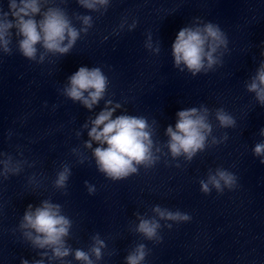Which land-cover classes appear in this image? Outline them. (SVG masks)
I'll list each match as a JSON object with an SVG mask.
<instances>
[{
	"label": "clouds",
	"instance_id": "9594fccd",
	"mask_svg": "<svg viewBox=\"0 0 264 264\" xmlns=\"http://www.w3.org/2000/svg\"><path fill=\"white\" fill-rule=\"evenodd\" d=\"M76 2L90 11H99L97 5L102 6L106 11L109 5V0H76ZM8 9L4 11L0 7V43L3 44L4 52L10 54L9 45L15 34L20 54L29 60L36 58L37 45L53 54L69 53L80 38L81 31L87 33L92 27L90 15L77 14V18L85 25L82 29H77L72 25L64 9L49 7L42 11L41 0H8ZM38 15L40 19L36 18ZM227 44L226 34L216 24L209 22L203 27L181 28L172 44L175 65L179 67L183 63L193 75L202 70H211L217 63H222L214 54L221 46L226 48ZM147 47L151 48V44L149 43ZM261 55L264 56V52ZM107 84L108 78L99 67L91 69L80 67L69 77L70 86L65 89V94L73 101H80L86 108L91 109L103 98ZM246 90L255 93L256 101L264 106V61H261L255 76L246 84ZM114 110L106 107L101 111L92 121L93 126L88 135L91 141L102 145L93 151L98 170L111 180L119 181L136 173V165L150 166L155 162V158L151 151L150 133L146 130L148 127L146 120L129 115H120L112 119ZM207 111L205 108L204 112L207 113ZM176 115L178 119L175 130L171 126L166 129V134L170 137L168 147L173 157L183 153L191 159L197 150L205 147L206 133L211 132V125L207 122L206 115L200 114L197 108L180 110ZM216 119L221 127L235 125L233 117L223 109L217 111ZM261 135H264V129L261 130ZM86 147L91 148V142H87ZM254 154L264 156V143L255 146ZM261 163L264 164V159ZM69 175L70 170L66 167L58 173L55 186L66 187ZM217 175L218 178L210 177V182L216 189L222 191L221 181L228 187L235 184L236 178L233 174L221 170ZM88 190L90 194L95 192L92 186H89ZM201 191L206 194L210 191L208 183L201 181ZM153 211L160 219L171 221L191 219L187 213L173 212L162 209L160 206L154 207ZM60 212L61 206L49 201L42 202V206L34 211H32V205H29L23 216L24 223L21 225L36 233L35 237H31V232L28 233L34 246L39 249H51L55 258L67 257L72 252L71 248L66 246L64 239L69 235L71 221ZM168 227L170 228L171 225ZM158 228H160L158 220L141 218L136 231L151 240L157 236ZM94 241L90 251L97 259H100L101 249L106 245L98 236L94 237ZM145 247L144 244L137 245L135 250L126 257V264H141L147 255ZM74 255L76 260L83 261L84 264H93L89 254L81 249H76ZM21 264H29V262L22 260ZM34 264H43V261L37 260Z\"/></svg>",
	"mask_w": 264,
	"mask_h": 264
}]
</instances>
